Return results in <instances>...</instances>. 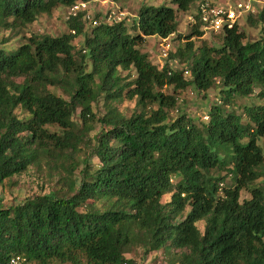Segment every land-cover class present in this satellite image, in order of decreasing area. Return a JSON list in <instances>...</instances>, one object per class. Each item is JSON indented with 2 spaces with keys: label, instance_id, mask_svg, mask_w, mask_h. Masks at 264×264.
<instances>
[{
  "label": "trees",
  "instance_id": "obj_1",
  "mask_svg": "<svg viewBox=\"0 0 264 264\" xmlns=\"http://www.w3.org/2000/svg\"><path fill=\"white\" fill-rule=\"evenodd\" d=\"M93 1L0 0V34ZM195 1L143 8L134 35L123 22L85 34L80 12L60 37L32 35L13 51L0 43V186L44 161L65 188L0 206V263L137 264L127 256L139 250L175 251L169 264H264V104L227 111L255 90L264 100V9L245 21L260 27L255 41L239 22L210 33L218 48L196 49L204 32L193 26L160 69L140 50L150 37L174 36L177 14ZM173 60L188 68L173 70ZM189 88L220 99L200 125L178 107L176 94ZM101 99L107 112L98 118ZM123 100L135 102L130 117L115 106ZM96 125L108 130L91 136ZM227 179L232 186L220 188Z\"/></svg>",
  "mask_w": 264,
  "mask_h": 264
},
{
  "label": "rangeland",
  "instance_id": "obj_2",
  "mask_svg": "<svg viewBox=\"0 0 264 264\" xmlns=\"http://www.w3.org/2000/svg\"><path fill=\"white\" fill-rule=\"evenodd\" d=\"M200 1L196 0L189 12L183 14H177L178 31L174 36L167 39L166 43L158 37H150L146 39L143 47L140 49L143 54H146L149 61L157 66L159 69L168 62V54H174L178 49L183 48L185 44V37L191 33L192 25L189 24L187 18L189 16H194L196 5ZM217 5L228 4L231 0H206ZM166 6L173 10H176V6L171 3V0H95L87 4L86 10L84 11L85 16V34H89L91 28L98 26L99 24L111 25L112 22L107 21V17L114 13V18H120V22L128 28L129 33L134 35L137 33L136 29L132 28L137 20L138 14L143 8L146 7H161ZM69 9L58 8L51 15H40L38 16L35 23L28 26L24 30L18 31H3L0 34V43H4L3 47L7 51L15 50L21 43L25 41L32 35L37 36H49V37H60L61 35L67 33V18ZM257 11L253 14L255 16ZM247 16H243L240 21V31L245 33L246 41H255L260 35V27L251 26L249 23L245 22ZM254 20L257 17L253 18ZM118 22V21H117ZM119 23V22H118ZM178 37L180 39H178ZM192 42L195 48H199L203 42L209 47L218 48L219 41L211 40L210 33L204 34L200 39L193 38ZM169 45V51L166 57L162 56V50ZM73 46L76 50H79L83 46V37L80 36L76 38L73 42ZM173 70L181 71L188 68L180 60H173L170 64ZM121 78L134 79V73H121ZM186 77L188 79L189 76ZM19 82V80H18ZM52 92L59 96H65L61 91L50 89ZM169 94L172 91H168ZM258 90H255L251 97L240 98L236 97L232 108H227L228 112L235 111L240 115L244 108L252 107L258 104H264V100L257 99ZM204 94L197 93L193 89L189 88L186 91L179 92L176 94L178 107L187 114V116L196 124L200 125V122H206L208 117V112L214 105L219 106L220 99L217 96L215 90H211L207 93V99H204ZM118 110L125 115L130 117L135 111V102L123 100L120 104H115ZM107 112V107L101 99L96 105H93V113L98 117L102 118ZM16 114L20 118H24L22 112L17 111ZM78 114V113H77ZM176 112L174 111L171 115L174 117ZM74 122L80 126L78 117L74 118ZM50 132H58L55 127L48 128ZM107 128L100 129L99 125L91 131L90 135H95L100 132L107 131ZM93 162H96L93 160ZM59 169H51V166L47 167L43 161L38 166H33L29 170L15 177L11 182L5 183L0 186V206L9 207L14 204L23 202L27 198H32L35 196L49 195V194H59L63 189V183L59 181L60 176L56 174ZM224 174L220 175L223 176ZM79 171H76L75 181L78 186L79 183ZM232 184L227 179L225 183L220 185V188L231 187ZM171 195L164 196L161 200L163 204L170 201ZM248 195L243 193L242 198H247ZM199 229L203 230V224H199ZM176 252L174 251V254ZM174 254H166L163 251L152 253L150 255L144 256L141 251L136 250L128 258H131L137 262V264H169L174 258Z\"/></svg>",
  "mask_w": 264,
  "mask_h": 264
},
{
  "label": "built area",
  "instance_id": "obj_3",
  "mask_svg": "<svg viewBox=\"0 0 264 264\" xmlns=\"http://www.w3.org/2000/svg\"><path fill=\"white\" fill-rule=\"evenodd\" d=\"M86 7L87 4L83 3L71 7L67 19L75 18L78 13L84 12ZM263 9L264 0H231L225 5H217L203 0L197 3L194 16H189L187 20L192 27L199 26V30L203 31L204 34L217 33L223 29H233L243 16L253 15L255 11L259 14ZM114 16V13H111L107 17V21L112 22V24L120 22V18H114ZM163 41L166 43L167 39ZM168 49L169 45L162 50L163 57L167 56ZM0 264H29V262L24 257L15 256Z\"/></svg>",
  "mask_w": 264,
  "mask_h": 264
}]
</instances>
